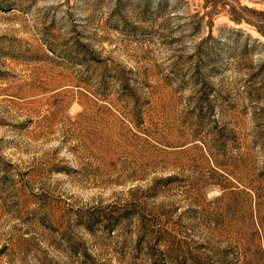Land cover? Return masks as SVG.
<instances>
[{
	"label": "rangeland",
	"instance_id": "rangeland-1",
	"mask_svg": "<svg viewBox=\"0 0 264 264\" xmlns=\"http://www.w3.org/2000/svg\"><path fill=\"white\" fill-rule=\"evenodd\" d=\"M0 264H264V0H0Z\"/></svg>",
	"mask_w": 264,
	"mask_h": 264
}]
</instances>
